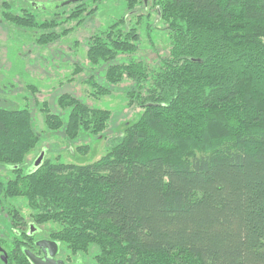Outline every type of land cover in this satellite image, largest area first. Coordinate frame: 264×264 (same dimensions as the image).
<instances>
[{"label": "trees", "instance_id": "trees-1", "mask_svg": "<svg viewBox=\"0 0 264 264\" xmlns=\"http://www.w3.org/2000/svg\"><path fill=\"white\" fill-rule=\"evenodd\" d=\"M100 1L62 8L61 22L39 25L27 7L3 18L38 28V46L50 47ZM125 3L130 13L147 5ZM152 9L168 30L166 56L137 59L140 35L122 20L87 39L86 67L74 74L93 71L95 98L130 82L128 106L140 118L96 163L27 172L40 141L34 114L0 108V196L24 198L34 223L52 224L55 239L91 264H264V0H160ZM56 104L70 110L44 104L51 131L71 141L107 132L109 111L70 95Z\"/></svg>", "mask_w": 264, "mask_h": 264}, {"label": "rangeland", "instance_id": "rangeland-1", "mask_svg": "<svg viewBox=\"0 0 264 264\" xmlns=\"http://www.w3.org/2000/svg\"><path fill=\"white\" fill-rule=\"evenodd\" d=\"M69 1L0 0V108L17 110L29 108L34 114V128L40 138L35 149L28 155L27 172L34 171V163L41 155H43L41 165L47 163L86 166L96 163L109 154L111 142L142 115L141 109L128 106L126 93L130 82L125 81L113 86L109 96L95 98L91 84L86 82L93 75V71L86 69L84 73L74 75L79 65L86 67L88 50L86 43L92 34L104 31L123 20L125 26L136 28L140 35L136 55L140 61L154 65L159 57L166 56L170 49L167 27L155 9H152L154 1L160 0H147V5L140 6L135 13L128 12L125 0H101L100 8L94 16L87 18L79 26H76V22L65 26L74 27V30L50 47L38 46L37 41L41 35L38 28L21 29L3 18V14L17 15L21 8L27 7L39 25L54 18L61 22L64 18L61 12L65 11L61 9L69 6L67 3ZM86 3L89 8L94 6L91 1ZM70 9L66 8V12ZM91 81L89 78V82ZM63 95L76 97L90 107L100 109L103 115L109 111L111 118L107 132L98 136L85 133L78 140L71 141L63 131L57 133L51 131L46 124L44 104L49 102L53 105L52 112L55 114L64 115V112L67 114L69 107L63 112L56 104L57 98ZM36 98L40 101L38 106ZM3 174L14 178L11 171ZM3 183H6V180ZM167 187L168 183L165 184V190ZM1 208H12L13 212L23 210L28 220L33 221L30 219L32 211L22 197L6 198L1 195ZM5 215L6 212L0 211V224L7 223ZM52 226L50 223L45 224V230L53 236ZM62 246L64 250L76 255L64 244ZM76 257L79 260L83 259L87 264L92 262V259L85 256Z\"/></svg>", "mask_w": 264, "mask_h": 264}, {"label": "flooded vegetation", "instance_id": "flooded-vegetation-1", "mask_svg": "<svg viewBox=\"0 0 264 264\" xmlns=\"http://www.w3.org/2000/svg\"><path fill=\"white\" fill-rule=\"evenodd\" d=\"M5 177L9 178L7 175ZM0 211L6 212L7 221L5 225L0 224V264H18L16 262L21 258H24L25 263L33 264L26 251L38 259L53 260L59 264H87L83 259L79 260L76 255L64 250L62 243L47 233L44 224L30 222L23 210L13 212L12 208H1ZM53 243L57 244L56 250L51 245Z\"/></svg>", "mask_w": 264, "mask_h": 264}, {"label": "water", "instance_id": "water-1", "mask_svg": "<svg viewBox=\"0 0 264 264\" xmlns=\"http://www.w3.org/2000/svg\"><path fill=\"white\" fill-rule=\"evenodd\" d=\"M84 0H72V1H69L67 2L68 4H72V3H76V2H82ZM147 2V0H145ZM42 159H43V155H41L37 161L34 163V170L39 168L40 165H41V162H42ZM53 245L54 249L56 250L57 249V244L53 243L51 244ZM1 247H0V251H1ZM26 255L29 257V259L31 260V262L33 264H59L53 260H41V259H38L37 257H35L31 252H28L26 251Z\"/></svg>", "mask_w": 264, "mask_h": 264}]
</instances>
